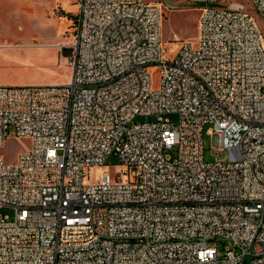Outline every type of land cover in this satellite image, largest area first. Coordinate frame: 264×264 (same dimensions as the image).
<instances>
[{
	"label": "built area",
	"instance_id": "2783aa9c",
	"mask_svg": "<svg viewBox=\"0 0 264 264\" xmlns=\"http://www.w3.org/2000/svg\"><path fill=\"white\" fill-rule=\"evenodd\" d=\"M186 1L197 35L167 56L158 4L78 0L71 81L0 85V264H264V33L242 3ZM12 128L29 146L7 160Z\"/></svg>",
	"mask_w": 264,
	"mask_h": 264
},
{
	"label": "rangeland",
	"instance_id": "374dc122",
	"mask_svg": "<svg viewBox=\"0 0 264 264\" xmlns=\"http://www.w3.org/2000/svg\"><path fill=\"white\" fill-rule=\"evenodd\" d=\"M158 4L162 11V38L165 55L174 54L183 40L197 35L200 6L186 0H147ZM226 4L242 3L258 20L264 33V19L248 0H225ZM78 0H0V85H62L72 78L69 63L73 53L75 16ZM67 44V45H65ZM4 74H15L16 84L2 82ZM157 85L158 68L152 71ZM173 122L179 120L177 113L167 114ZM154 116H137L136 122H151ZM205 127L202 137L204 158L208 161L228 158L227 151L213 149L218 146L219 136L208 134ZM29 146L27 138H16L14 129L2 148L7 160L14 159ZM173 154L174 151H171ZM106 165L112 171L123 169L119 158L111 154ZM10 207H0V215H12ZM210 246L223 251L232 246L230 239L211 240Z\"/></svg>",
	"mask_w": 264,
	"mask_h": 264
},
{
	"label": "crops",
	"instance_id": "0c3cea01",
	"mask_svg": "<svg viewBox=\"0 0 264 264\" xmlns=\"http://www.w3.org/2000/svg\"><path fill=\"white\" fill-rule=\"evenodd\" d=\"M65 45H67V44H65ZM4 75L5 76H3V77H5V79H3L2 82H5L7 84H16L15 82H17V81H15V79L17 77H13V76H16L15 74H4Z\"/></svg>",
	"mask_w": 264,
	"mask_h": 264
},
{
	"label": "water",
	"instance_id": "95a60500",
	"mask_svg": "<svg viewBox=\"0 0 264 264\" xmlns=\"http://www.w3.org/2000/svg\"><path fill=\"white\" fill-rule=\"evenodd\" d=\"M165 2H166V4H167L168 6H175V3L172 2L171 0H165Z\"/></svg>",
	"mask_w": 264,
	"mask_h": 264
},
{
	"label": "trees",
	"instance_id": "16d2710c",
	"mask_svg": "<svg viewBox=\"0 0 264 264\" xmlns=\"http://www.w3.org/2000/svg\"><path fill=\"white\" fill-rule=\"evenodd\" d=\"M75 18H76V16H75Z\"/></svg>",
	"mask_w": 264,
	"mask_h": 264
}]
</instances>
